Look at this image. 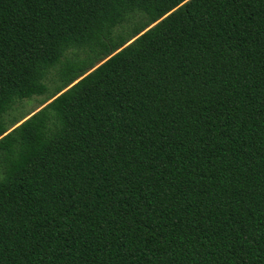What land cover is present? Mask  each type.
<instances>
[{
  "label": "trees",
  "instance_id": "1",
  "mask_svg": "<svg viewBox=\"0 0 264 264\" xmlns=\"http://www.w3.org/2000/svg\"><path fill=\"white\" fill-rule=\"evenodd\" d=\"M0 264H264V0H0Z\"/></svg>",
  "mask_w": 264,
  "mask_h": 264
},
{
  "label": "rangeland",
  "instance_id": "2",
  "mask_svg": "<svg viewBox=\"0 0 264 264\" xmlns=\"http://www.w3.org/2000/svg\"><path fill=\"white\" fill-rule=\"evenodd\" d=\"M53 73V72H51ZM51 78L52 75L50 74L49 78L47 79V84L50 86L51 84ZM43 99V97L41 96H33L29 99L23 100L21 103L17 104L16 109L11 112V114L9 115V119L14 118V117H18L21 115H25L29 112L32 111H36L38 110V105L41 102V100ZM9 122V120H8Z\"/></svg>",
  "mask_w": 264,
  "mask_h": 264
},
{
  "label": "water",
  "instance_id": "3",
  "mask_svg": "<svg viewBox=\"0 0 264 264\" xmlns=\"http://www.w3.org/2000/svg\"><path fill=\"white\" fill-rule=\"evenodd\" d=\"M101 63H103L102 60L98 61V62H97V65H100Z\"/></svg>",
  "mask_w": 264,
  "mask_h": 264
},
{
  "label": "snow or ice",
  "instance_id": "4",
  "mask_svg": "<svg viewBox=\"0 0 264 264\" xmlns=\"http://www.w3.org/2000/svg\"><path fill=\"white\" fill-rule=\"evenodd\" d=\"M182 2L186 4L188 2V0H182Z\"/></svg>",
  "mask_w": 264,
  "mask_h": 264
}]
</instances>
